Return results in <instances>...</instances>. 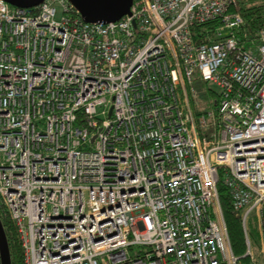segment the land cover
Wrapping results in <instances>:
<instances>
[{
    "label": "built area",
    "instance_id": "1",
    "mask_svg": "<svg viewBox=\"0 0 264 264\" xmlns=\"http://www.w3.org/2000/svg\"><path fill=\"white\" fill-rule=\"evenodd\" d=\"M236 3L134 0L87 22L69 0H0V216L24 264H241L221 184L257 263L264 27L241 39ZM196 81L218 88L211 110Z\"/></svg>",
    "mask_w": 264,
    "mask_h": 264
},
{
    "label": "trees",
    "instance_id": "2",
    "mask_svg": "<svg viewBox=\"0 0 264 264\" xmlns=\"http://www.w3.org/2000/svg\"><path fill=\"white\" fill-rule=\"evenodd\" d=\"M233 9L239 12L244 19L243 30L240 32L241 39L249 40L255 37L257 32L264 27V0H237ZM249 45L251 44L247 43V46ZM219 189L234 252L240 257L241 264H247L250 257L245 256L247 247L241 222V214L234 209L232 198L228 190L222 184L219 186ZM1 218L9 242L12 264H24L23 250L15 224L2 212ZM248 234L252 247L256 251L260 244V233L254 215H252L248 221ZM259 257H262V261L260 263L257 260L256 264H264V254H260Z\"/></svg>",
    "mask_w": 264,
    "mask_h": 264
},
{
    "label": "water",
    "instance_id": "3",
    "mask_svg": "<svg viewBox=\"0 0 264 264\" xmlns=\"http://www.w3.org/2000/svg\"><path fill=\"white\" fill-rule=\"evenodd\" d=\"M12 6L32 7L44 0H5ZM87 22H110L130 12L134 0H69ZM0 264H12L9 242L0 216Z\"/></svg>",
    "mask_w": 264,
    "mask_h": 264
},
{
    "label": "rangeland",
    "instance_id": "4",
    "mask_svg": "<svg viewBox=\"0 0 264 264\" xmlns=\"http://www.w3.org/2000/svg\"><path fill=\"white\" fill-rule=\"evenodd\" d=\"M60 10L61 8H58L57 16L60 15ZM195 74L198 75L197 72ZM195 85L199 91L198 108L203 111L211 110L214 107L212 103L213 94L209 91V89H211L212 92H218V88L216 87V85H214L211 82L206 83V82L196 81ZM258 261L261 263L262 257H259Z\"/></svg>",
    "mask_w": 264,
    "mask_h": 264
}]
</instances>
